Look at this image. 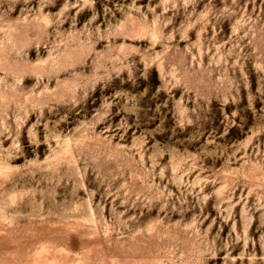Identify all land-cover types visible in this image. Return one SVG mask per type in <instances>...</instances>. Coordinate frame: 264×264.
Masks as SVG:
<instances>
[{
  "label": "rangeland",
  "instance_id": "374dc122",
  "mask_svg": "<svg viewBox=\"0 0 264 264\" xmlns=\"http://www.w3.org/2000/svg\"><path fill=\"white\" fill-rule=\"evenodd\" d=\"M0 264H264V0H0Z\"/></svg>",
  "mask_w": 264,
  "mask_h": 264
}]
</instances>
